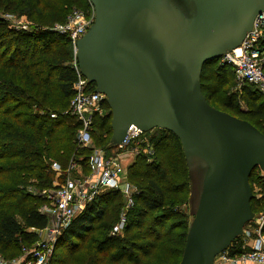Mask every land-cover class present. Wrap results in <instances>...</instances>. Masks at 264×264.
Returning a JSON list of instances; mask_svg holds the SVG:
<instances>
[{
	"label": "trees",
	"instance_id": "obj_1",
	"mask_svg": "<svg viewBox=\"0 0 264 264\" xmlns=\"http://www.w3.org/2000/svg\"><path fill=\"white\" fill-rule=\"evenodd\" d=\"M88 0H0V254L16 257L36 236L29 230L47 226L39 213L43 194L55 188L53 163L59 179L71 164L88 172L94 148L109 154V109L92 118V146L81 148L76 139L80 121L68 112L75 73L71 45L65 35L50 30L64 23L73 10L90 12ZM26 16L37 24L15 30L3 15ZM2 15V16H1ZM46 26V27H45ZM264 50V37L260 41ZM264 74V66L262 68ZM233 68L219 59L207 61L201 71V91L208 104L245 120L264 135V97L249 84L240 96L245 111L227 94ZM93 90V86L91 85ZM153 149L151 161L138 155L128 167L127 179L136 184L133 206L125 211L120 235L111 231L124 208L115 190L98 195L60 234L48 264H178L191 217L189 180L178 139L153 129L145 134ZM259 172L254 179L255 172ZM264 171L256 168L249 183L256 215L264 209ZM255 184V185H254ZM257 188V197L254 194ZM239 238L227 252H241Z\"/></svg>",
	"mask_w": 264,
	"mask_h": 264
},
{
	"label": "water",
	"instance_id": "obj_2",
	"mask_svg": "<svg viewBox=\"0 0 264 264\" xmlns=\"http://www.w3.org/2000/svg\"><path fill=\"white\" fill-rule=\"evenodd\" d=\"M88 1L94 18L76 61L109 109V147L131 126L178 139L191 217L178 264H214L254 218L249 178L264 171V135L208 104L201 71L240 47L264 0Z\"/></svg>",
	"mask_w": 264,
	"mask_h": 264
},
{
	"label": "built area",
	"instance_id": "obj_3",
	"mask_svg": "<svg viewBox=\"0 0 264 264\" xmlns=\"http://www.w3.org/2000/svg\"><path fill=\"white\" fill-rule=\"evenodd\" d=\"M3 17L9 22L13 20L11 15ZM93 18L92 7L89 13L73 10L64 23H56L50 28L57 34L65 35L70 41V64L75 73V82L68 112L80 121L76 139L81 148L92 146V118L95 115H103L105 111L104 96L93 92L91 85L79 72L76 61L75 41L84 36ZM13 23L15 30H27L26 26L19 22ZM263 37L264 12L255 18L251 31L246 34L240 47L221 57L220 63L231 65L235 81L240 87L245 84L252 85L264 97V58L259 59L264 50L258 48ZM145 134L131 126L122 143L112 148L109 154L94 148L87 162V173L74 163L71 164L61 184L43 192L47 202L39 208V213L47 217V226L39 230L31 229L30 232L36 236L34 242L23 246L14 258L7 259L0 255V264H48L62 231L98 195L106 191H118L124 201L120 218L111 231L112 235H120L125 226V211L133 206V196L136 193L126 178L125 162L129 160L132 163L138 155H144L147 161H151L153 157V149ZM51 170L56 176L61 172L55 163L51 165ZM74 173L77 177H73ZM238 243L241 252L231 255L226 250L215 258L214 264H264V209L244 226Z\"/></svg>",
	"mask_w": 264,
	"mask_h": 264
},
{
	"label": "rangeland",
	"instance_id": "obj_4",
	"mask_svg": "<svg viewBox=\"0 0 264 264\" xmlns=\"http://www.w3.org/2000/svg\"><path fill=\"white\" fill-rule=\"evenodd\" d=\"M72 11H73V9H72ZM71 11V12H72ZM9 15H11L12 16V21L14 22V21H16V22H19L20 24H22V25H24V26H26V29L27 30H29V29H31L32 27H34L35 25H37V24H34V23H32V21L30 20V19H28L26 16H17V15H12V14H9ZM2 16V15H1ZM9 22L10 23V26L12 27V24H14L13 22ZM46 27V26H45ZM261 44V43H260ZM260 44H258V48H260L261 50H263V47H261V45ZM261 58H264V54H262V55H260V58L259 59H261ZM232 75H233V73H232ZM232 82H233V85L231 86V88L228 90V92L226 93V96H227V94L229 95V94H231V95H234V100L238 103V105L240 106V110L241 111H245V106H244V103L242 102V100H241V96H240V92H241V89H242V87H240L237 83H236V81H235V78H234V75H233V78H232ZM98 149V148H97ZM134 160H132V162H133ZM128 167H129V164H127L126 165V178H127V174H128ZM260 174H259V172L258 171H256L255 172V175H254V179H257V177L259 176ZM73 177H77V174L76 173H74L73 174ZM264 179V178H263ZM128 180V179H127ZM61 182H62V179H59L58 178V176H56L55 178H54V182H53V185H56V184H61ZM255 185V184H254ZM131 186H132V188L134 189V191H136L137 192V190H138V186L136 185V184H131ZM253 191H254V194L257 196V197H259V195L257 194V188L254 186V189H253ZM30 231V230H29ZM0 255H2V254H0ZM3 256V255H2Z\"/></svg>",
	"mask_w": 264,
	"mask_h": 264
},
{
	"label": "crops",
	"instance_id": "obj_5",
	"mask_svg": "<svg viewBox=\"0 0 264 264\" xmlns=\"http://www.w3.org/2000/svg\"><path fill=\"white\" fill-rule=\"evenodd\" d=\"M125 163L130 165L131 161L127 160Z\"/></svg>",
	"mask_w": 264,
	"mask_h": 264
}]
</instances>
